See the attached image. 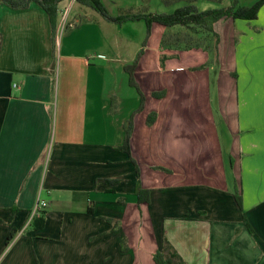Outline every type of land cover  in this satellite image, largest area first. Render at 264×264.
<instances>
[{
	"label": "crops",
	"instance_id": "crops-1",
	"mask_svg": "<svg viewBox=\"0 0 264 264\" xmlns=\"http://www.w3.org/2000/svg\"><path fill=\"white\" fill-rule=\"evenodd\" d=\"M66 1L82 9L55 47L40 5L0 4V264H155L164 236L186 264H264V5L255 20L215 23L230 73L199 69L208 87L188 90L183 52L164 62L162 86L160 52L156 61L146 46L137 90L125 66L141 49L126 55L108 34L145 21L119 25ZM139 1L101 0L112 16L156 12ZM166 30L153 23L151 40L160 45ZM238 60L243 68L230 70ZM131 117L128 154L118 147ZM140 185L149 203L138 202ZM38 200L47 202L43 226Z\"/></svg>",
	"mask_w": 264,
	"mask_h": 264
},
{
	"label": "trees",
	"instance_id": "trees-1",
	"mask_svg": "<svg viewBox=\"0 0 264 264\" xmlns=\"http://www.w3.org/2000/svg\"><path fill=\"white\" fill-rule=\"evenodd\" d=\"M66 0H0V4H5L13 9H23L30 6L31 3L40 5L49 15L52 27V43L53 47L56 46L59 18L61 16L60 4ZM198 0H162L166 5L181 3L182 5L175 8L172 12H150V11H137L135 13L129 12L118 16H112L107 8L103 5L101 0H76L86 6L91 7L98 12L104 19L116 24H123L128 21L144 20L147 25L146 37L143 42L145 47L148 38L151 35V26L153 23L161 24L167 28L161 38V49L167 50H193L202 49L203 51L211 54L216 59H219V44L220 36L215 30V23L222 19H241V20H255L259 16V12L264 5V0H257L252 5H242L239 0H231L230 4L216 8L200 10L195 4ZM222 3L223 0H213ZM68 25L65 26V31L68 30ZM68 33V31H66ZM1 42V39H0ZM144 53V48L140 50L136 59L129 65L125 66V70L129 75V84L139 90L137 83L134 79V71L138 65L141 56ZM167 55H163L162 63L164 64ZM55 65H53V68ZM163 95L162 92L159 93ZM141 95V106L143 103V95ZM157 96V93H153ZM156 119L155 113H150L147 118L149 125L153 124ZM133 129L132 117L125 125V141L122 146L118 147L120 150L130 154V138ZM138 202L149 203L150 190L144 189L141 185L136 190ZM234 197L237 205L243 210V197L242 193L238 190L234 192ZM39 213V214H38ZM37 215L40 217L42 226L44 225L45 211H39ZM110 221V219H108ZM243 223L253 235L256 231L252 224L248 221L244 214ZM34 225V224H33ZM14 233L11 232L9 240L13 238ZM122 248L124 241L122 242ZM155 264H186L185 260L177 253L175 248L168 241L166 236L163 238L161 249L153 254Z\"/></svg>",
	"mask_w": 264,
	"mask_h": 264
},
{
	"label": "rangeland",
	"instance_id": "rangeland-1",
	"mask_svg": "<svg viewBox=\"0 0 264 264\" xmlns=\"http://www.w3.org/2000/svg\"><path fill=\"white\" fill-rule=\"evenodd\" d=\"M127 4L131 5V6H135L138 2L140 3L141 1L139 0H125ZM231 0H225L224 3H218V2H214V1H210V0H198L195 4L197 5L198 8H200L201 10L204 9H210V8H216V7H220L226 4H229ZM70 1H66L65 3H63L62 5V11H63V15L61 16V21H60V28L58 31V36L57 39L62 38L63 35L66 34V31L69 32V28L70 26H74L73 24H71L70 22V17L72 18L73 16L77 15L78 13L81 12L82 6L80 4H76L74 3L72 6ZM142 3V2H141ZM140 3V4H141ZM68 4V5H67ZM150 7L148 8V10L151 11H173L174 8L181 6V3H176V4H172L171 6H168L166 4H164L162 2V0H151L149 2ZM140 7V5H139ZM70 9V10H69ZM141 10V9H140ZM145 22H135V23H130L127 26H124V28H115V25H112V31L109 32L108 36L109 38L113 37L114 39L116 38V36L119 39H122L125 41L126 45H127V51H126V55L130 52L131 54H136L135 52L138 51L139 49L144 48L147 49L146 46H149L148 49H150V52L153 53V57L155 58V60L157 59V53L160 52V56H159V61H158V67H157V71L156 75H160L161 79L163 81L162 86H165L164 84V80H163V75H164V64L162 63V57L163 55H167L168 58L165 59H172L174 61H178L180 54L181 53H187L184 54L182 56V64H186V68L189 71V75L187 78V82H188V90H195V89H206L208 86H203L202 83L200 82V80H198V73L200 70L204 69L207 70L208 73H210V75H214V74H218L220 72H226V73H230V71L224 70V66L226 65L223 61V63L221 64V62L219 61V59L217 60L216 57H213L211 54L204 52L201 50H167L164 51V49H161V45L157 44V40L154 37L153 40H151V38L149 37L147 40V44L145 45V47H143V43H141L140 39H142V42H144V39L146 37V25L144 24ZM68 25V30L65 31V26ZM83 32L80 31L78 34H76V38L79 40H83ZM151 36V35H150ZM220 36V34H219ZM88 39V41L94 40L91 38H86ZM129 39V41H127ZM220 42H221V36H220ZM154 44V47L152 46ZM157 45H159L157 47ZM220 48V47H219ZM58 52V50H57ZM207 53V54H206ZM157 61V60H156ZM53 64H55V67L53 68V72L52 74L56 76V81H57V66L59 65V62L57 60V54L56 57L53 60ZM243 64L238 60L236 63H232L231 65V69L230 70H237L240 71L243 68ZM200 69V70H199ZM161 71V72H159ZM236 76V75H235ZM120 77L118 76V81H120ZM112 78L108 79V83L110 86V83L112 82ZM159 84H161V81H158ZM211 84H215V80L211 81ZM214 86V85H212ZM206 87V88H204ZM192 92L189 93V101L188 104L190 105H194L196 104V102L192 101V99L194 98L191 94ZM195 99V98H194ZM214 103V102H213ZM215 104V103H214ZM210 105L213 106V104L211 103ZM194 115H196V113L194 112ZM216 114L214 113V116ZM221 128V129H220ZM219 129L220 131V135L221 138L224 140V134H223V129L222 127H220Z\"/></svg>",
	"mask_w": 264,
	"mask_h": 264
},
{
	"label": "built area",
	"instance_id": "built-area-1",
	"mask_svg": "<svg viewBox=\"0 0 264 264\" xmlns=\"http://www.w3.org/2000/svg\"><path fill=\"white\" fill-rule=\"evenodd\" d=\"M73 1H76V0H73ZM61 14H62V16H64L63 15V11H62ZM14 87L15 88H18V84H14ZM46 207H47V202L46 201H44V200H38L37 203H36V206L34 208V213L37 214L39 211L45 209Z\"/></svg>",
	"mask_w": 264,
	"mask_h": 264
}]
</instances>
